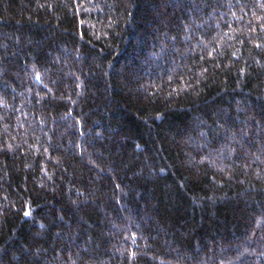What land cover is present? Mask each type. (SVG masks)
I'll list each match as a JSON object with an SVG mask.
<instances>
[{"label": "trees", "instance_id": "16d2710c", "mask_svg": "<svg viewBox=\"0 0 264 264\" xmlns=\"http://www.w3.org/2000/svg\"><path fill=\"white\" fill-rule=\"evenodd\" d=\"M0 264H264V0H0Z\"/></svg>", "mask_w": 264, "mask_h": 264}]
</instances>
